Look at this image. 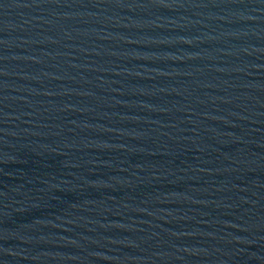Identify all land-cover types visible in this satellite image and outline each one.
Masks as SVG:
<instances>
[{"label":"water","instance_id":"water-1","mask_svg":"<svg viewBox=\"0 0 264 264\" xmlns=\"http://www.w3.org/2000/svg\"><path fill=\"white\" fill-rule=\"evenodd\" d=\"M0 264H264V0H0Z\"/></svg>","mask_w":264,"mask_h":264}]
</instances>
